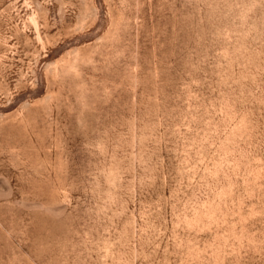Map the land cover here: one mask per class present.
Instances as JSON below:
<instances>
[{"label":"rangeland","instance_id":"374dc122","mask_svg":"<svg viewBox=\"0 0 264 264\" xmlns=\"http://www.w3.org/2000/svg\"><path fill=\"white\" fill-rule=\"evenodd\" d=\"M0 264H264V0H0Z\"/></svg>","mask_w":264,"mask_h":264}]
</instances>
